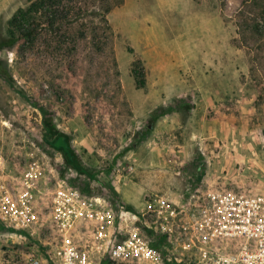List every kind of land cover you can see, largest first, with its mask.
I'll return each instance as SVG.
<instances>
[{
  "label": "rangeland",
  "instance_id": "rangeland-1",
  "mask_svg": "<svg viewBox=\"0 0 264 264\" xmlns=\"http://www.w3.org/2000/svg\"><path fill=\"white\" fill-rule=\"evenodd\" d=\"M30 1L0 0V260L59 244L69 212L82 243L144 241L181 262L194 224L174 212L193 211L181 188L199 165L264 201V18L252 0H124L103 52L93 38L8 46ZM245 241L219 239L197 264Z\"/></svg>",
  "mask_w": 264,
  "mask_h": 264
},
{
  "label": "built area",
  "instance_id": "built-area-1",
  "mask_svg": "<svg viewBox=\"0 0 264 264\" xmlns=\"http://www.w3.org/2000/svg\"><path fill=\"white\" fill-rule=\"evenodd\" d=\"M225 206L226 208L217 213L219 223L215 227L212 226L206 214L202 215L199 222L193 220L195 240L191 239L194 242L191 246L195 250V264L198 261H205L206 258H213L214 249L210 243L212 235L218 239L217 241L234 235L246 239L238 254L224 260H217L218 264H264V201L262 198H248L242 194L229 192L225 198ZM68 213H63L66 217L61 224L60 230L63 236L59 244H44L39 248H32L28 253H18L16 250L6 251L0 264H164L162 254L144 241L138 242L137 245L127 241L121 245L82 243L79 236L84 235V232L79 233L72 229L71 215ZM95 214L100 217V212ZM88 215L90 213L79 212L76 219L87 220ZM101 228L98 234L99 237H104L107 233H103L104 226ZM35 232L36 230H33L31 234ZM102 240L106 241L104 238Z\"/></svg>",
  "mask_w": 264,
  "mask_h": 264
},
{
  "label": "trees",
  "instance_id": "trees-1",
  "mask_svg": "<svg viewBox=\"0 0 264 264\" xmlns=\"http://www.w3.org/2000/svg\"><path fill=\"white\" fill-rule=\"evenodd\" d=\"M123 2L124 0H31L27 8L18 9L10 20L8 38L4 43L8 46L20 44L23 51H35L39 43L44 45L49 39H59L60 44L64 39V43H68L67 41L76 42L77 38H93L95 44L99 45L98 50L103 52L108 44L107 39L112 35L108 15ZM252 3L264 18V0H252ZM0 73L2 74L1 71ZM43 115L46 131L53 132L52 122L46 120L45 113ZM56 141L52 144L55 148ZM62 151L77 170L92 177L88 171L75 164L71 152ZM192 251L190 256L184 254L183 260L176 264H188V261L195 264V259L192 258L195 250Z\"/></svg>",
  "mask_w": 264,
  "mask_h": 264
},
{
  "label": "flooded vegetation",
  "instance_id": "flooded-vegetation-1",
  "mask_svg": "<svg viewBox=\"0 0 264 264\" xmlns=\"http://www.w3.org/2000/svg\"><path fill=\"white\" fill-rule=\"evenodd\" d=\"M215 169V165L213 166L212 164H208L206 166H197L195 170V180H193L192 182H188V184L182 186L181 193L184 194L183 200H186L191 204L190 208L193 211L187 212L185 207H180V210L174 212L175 218L178 220L177 222L181 223L183 218H186L188 216H190L191 220L193 219L194 221L199 222L202 215L206 214V216L210 218L213 227H215V225H218L219 221L217 213L226 208L225 198L230 192V189L228 188L227 182L224 179L219 180L220 178H218L217 176L220 177V173H217L218 171H214ZM225 170L222 171L225 172ZM209 175L214 178L208 180L207 177H209ZM30 202L33 203L32 200H30ZM222 215L225 218L224 213ZM222 222L224 224V221ZM192 224L195 223L192 221L191 226H193ZM180 228L181 226H179V229ZM179 231L180 234L183 233L181 230ZM212 236L213 238H211L210 243L212 246H215V242L218 239L215 238L214 235ZM165 237L166 236L164 235L163 238ZM174 237L176 239H180L182 236L177 237L175 234Z\"/></svg>",
  "mask_w": 264,
  "mask_h": 264
}]
</instances>
